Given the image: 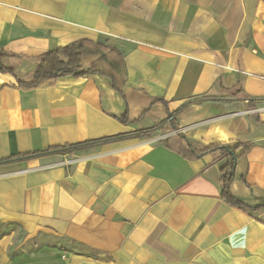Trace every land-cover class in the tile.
<instances>
[{
	"label": "crops",
	"instance_id": "1",
	"mask_svg": "<svg viewBox=\"0 0 264 264\" xmlns=\"http://www.w3.org/2000/svg\"><path fill=\"white\" fill-rule=\"evenodd\" d=\"M81 38L121 53V91L99 74L25 90L0 72V264H264V209L220 197L229 160L180 153L251 143L232 193L264 205V0H0L19 75ZM238 79L252 107L224 90Z\"/></svg>",
	"mask_w": 264,
	"mask_h": 264
},
{
	"label": "trees",
	"instance_id": "2",
	"mask_svg": "<svg viewBox=\"0 0 264 264\" xmlns=\"http://www.w3.org/2000/svg\"><path fill=\"white\" fill-rule=\"evenodd\" d=\"M112 55L114 60H109ZM22 59L23 55L11 53L0 47V72L10 74L14 77V85L20 89H32L42 85H53L60 77L72 76V77H86L90 74H99L109 78L110 85L117 91H121L122 80L118 79L120 71V61L122 62V55L116 49L106 45L100 41H93L87 38H81L71 41L63 46L49 49L41 54L29 56L34 61L35 66L33 70L24 75H19L14 66L5 62L7 58ZM225 91L229 92L234 97H239L244 100H248V97L243 93L241 82L238 79L234 86L225 88ZM248 107H252L250 100L246 103ZM118 121L122 123L133 124L137 120L130 119L127 112H124L120 116L113 115ZM171 126L169 129H175L176 125L170 119ZM138 135H149V130L139 131ZM118 135L109 137H103L101 139L91 140V143H104L108 142ZM81 143L63 144L55 147H50L46 151H68L74 150L80 147ZM251 143L245 142H227L218 143L204 147L202 149H195L189 147L187 150L180 151L186 159H194L202 156L205 153H218L214 162H217L223 158L229 160L230 169L220 175V197L227 204L237 207L242 210H260L264 209V205L250 206L243 200L237 198L232 193V183L234 181V165L236 159L240 154L245 153ZM46 151H33L25 153V158H33L46 153Z\"/></svg>",
	"mask_w": 264,
	"mask_h": 264
},
{
	"label": "rangeland",
	"instance_id": "3",
	"mask_svg": "<svg viewBox=\"0 0 264 264\" xmlns=\"http://www.w3.org/2000/svg\"><path fill=\"white\" fill-rule=\"evenodd\" d=\"M6 228H7V227L3 228V227L0 225V234H1L2 232H4V231L6 230ZM8 229H14V230L16 231L17 235H16V237H15V241H16V243L18 244V242H20L21 237H22V232L20 231L19 227L16 226V225H10V226L8 227ZM34 240H35L36 243H40V242H41L39 239H33L32 241H34ZM30 245H32V244H29L28 246L23 245V249L25 250L24 247H26V249L31 248L32 246H30ZM37 245H38V244H37ZM70 248L72 249V246H71ZM74 248H75V247H73V249H74ZM18 250H19V248H18ZM76 250H77V249H76ZM16 251H17V250H16ZM26 251H27V250H26Z\"/></svg>",
	"mask_w": 264,
	"mask_h": 264
}]
</instances>
